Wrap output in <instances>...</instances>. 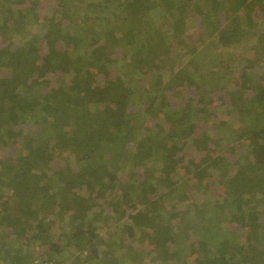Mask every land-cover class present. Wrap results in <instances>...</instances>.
<instances>
[{"label": "trees", "instance_id": "16d2710c", "mask_svg": "<svg viewBox=\"0 0 264 264\" xmlns=\"http://www.w3.org/2000/svg\"><path fill=\"white\" fill-rule=\"evenodd\" d=\"M38 261L264 264V0H0V264Z\"/></svg>", "mask_w": 264, "mask_h": 264}, {"label": "built area", "instance_id": "2783aa9c", "mask_svg": "<svg viewBox=\"0 0 264 264\" xmlns=\"http://www.w3.org/2000/svg\"><path fill=\"white\" fill-rule=\"evenodd\" d=\"M38 262H35V263H32V264H40V263L43 264L41 261H38Z\"/></svg>", "mask_w": 264, "mask_h": 264}]
</instances>
